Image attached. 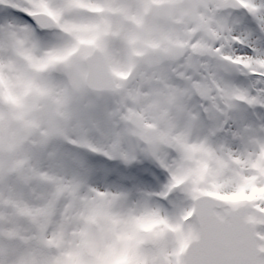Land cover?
<instances>
[{
  "label": "snow or ice",
  "instance_id": "6c2138e0",
  "mask_svg": "<svg viewBox=\"0 0 264 264\" xmlns=\"http://www.w3.org/2000/svg\"><path fill=\"white\" fill-rule=\"evenodd\" d=\"M0 264H264V0H0Z\"/></svg>",
  "mask_w": 264,
  "mask_h": 264
}]
</instances>
